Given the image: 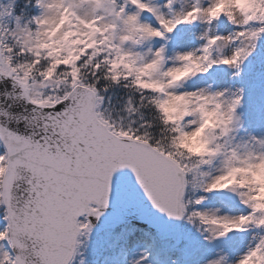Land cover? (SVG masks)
I'll use <instances>...</instances> for the list:
<instances>
[{
    "label": "snow or ice",
    "instance_id": "snow-or-ice-1",
    "mask_svg": "<svg viewBox=\"0 0 264 264\" xmlns=\"http://www.w3.org/2000/svg\"><path fill=\"white\" fill-rule=\"evenodd\" d=\"M262 42L264 0L0 2V264H71L124 170L205 264H264V134L242 88L185 86Z\"/></svg>",
    "mask_w": 264,
    "mask_h": 264
},
{
    "label": "rangeland",
    "instance_id": "rangeland-1",
    "mask_svg": "<svg viewBox=\"0 0 264 264\" xmlns=\"http://www.w3.org/2000/svg\"><path fill=\"white\" fill-rule=\"evenodd\" d=\"M186 41L196 43L191 37H186ZM242 67L238 76L226 66L214 67L185 86L189 90L208 84L217 89L242 88L238 111L248 132L259 136L264 134V42ZM214 205L218 206V201L210 197L203 206ZM77 239L81 243L71 264H135L141 257L144 259L140 264H205L219 246L205 243L195 227L183 220L164 235L124 221L100 229L91 228L90 233Z\"/></svg>",
    "mask_w": 264,
    "mask_h": 264
},
{
    "label": "water",
    "instance_id": "water-1",
    "mask_svg": "<svg viewBox=\"0 0 264 264\" xmlns=\"http://www.w3.org/2000/svg\"><path fill=\"white\" fill-rule=\"evenodd\" d=\"M92 228L128 221L158 234L171 231L181 220L170 219L154 209L127 170L115 174L108 206L97 217H89Z\"/></svg>",
    "mask_w": 264,
    "mask_h": 264
},
{
    "label": "clouds",
    "instance_id": "clouds-1",
    "mask_svg": "<svg viewBox=\"0 0 264 264\" xmlns=\"http://www.w3.org/2000/svg\"><path fill=\"white\" fill-rule=\"evenodd\" d=\"M181 74H182V73L177 72V73H175L174 75H175L176 77H179ZM210 119H211V118H210ZM193 146L195 147V146H197V145H193Z\"/></svg>",
    "mask_w": 264,
    "mask_h": 264
},
{
    "label": "trees",
    "instance_id": "trees-1",
    "mask_svg": "<svg viewBox=\"0 0 264 264\" xmlns=\"http://www.w3.org/2000/svg\"><path fill=\"white\" fill-rule=\"evenodd\" d=\"M213 72H215V69L213 70ZM165 251V250H164Z\"/></svg>",
    "mask_w": 264,
    "mask_h": 264
}]
</instances>
